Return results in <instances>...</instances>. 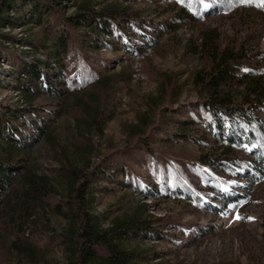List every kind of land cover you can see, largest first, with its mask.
Segmentation results:
<instances>
[{"label": "rangeland", "instance_id": "rangeland-1", "mask_svg": "<svg viewBox=\"0 0 264 264\" xmlns=\"http://www.w3.org/2000/svg\"><path fill=\"white\" fill-rule=\"evenodd\" d=\"M261 4L60 0L55 8L53 0H26L10 9L0 23V157L13 161L12 182L0 178V264H75L64 242L49 236L80 239L83 208L105 227L134 216L145 221L129 225L151 224L152 233L140 228L122 238L139 264H264V152L257 160V143L245 144L252 155L237 151L240 160L225 161L227 149L204 119L208 88L195 81L212 68V44L242 46L233 100L242 104L244 75L264 76ZM61 34L72 88L48 91L42 75L43 86L34 80L24 90L27 62L46 71L51 61L60 81ZM248 104L264 115V102ZM7 119L22 131L17 143L3 134ZM85 173L87 200L79 204ZM29 244L36 254L16 248Z\"/></svg>", "mask_w": 264, "mask_h": 264}, {"label": "trees", "instance_id": "trees-1", "mask_svg": "<svg viewBox=\"0 0 264 264\" xmlns=\"http://www.w3.org/2000/svg\"><path fill=\"white\" fill-rule=\"evenodd\" d=\"M24 1L26 0H0V23L4 24L5 22H9L10 9L14 10L13 8L19 6ZM30 1L32 4H39L47 0ZM57 2L59 3L60 0H53V7L57 8ZM2 10L4 11L3 13L1 12ZM112 13L114 12H109V15H115ZM104 21L105 20H103V23ZM114 24L118 27L124 26L122 21L116 20ZM102 26L112 32V29L108 28L106 23ZM102 26L97 23L98 30H102ZM217 37L218 35L214 38ZM59 43L62 49L55 54L58 61L56 63L57 65H54V68L59 69L58 72L61 75L60 81L53 78L54 71L52 64H50L51 61H45V64L48 66L46 71L42 69V64L39 61L30 63L31 66L28 65L27 62L23 68L24 73L27 74L26 79L29 80V83H26L27 85L22 84L24 90L31 91L32 87L34 89L35 87L32 85V81L34 80L37 81L36 84L39 82L40 85L43 86L42 75H44L49 83L48 86L50 87L47 88L48 91H51V89H54L56 86L55 90L58 91L59 94H65L72 88V86L66 84L65 80L67 75L63 72L64 65L62 57L67 47V39L64 34L59 36ZM205 46L206 43L202 45L203 48H205ZM208 54L212 59V68L205 73H203L204 71H199L195 77L196 83H201L208 88V97L201 102L206 126L210 133L216 137V141L225 145L227 149L225 154L226 157H228V160L225 161L240 160L237 158L236 152H247L245 144L253 143H257V148L254 151L256 152V158L258 160V156L261 157V153L264 152V115L256 113V111L252 110L250 104H248V106L246 104L249 102L253 104L254 101H256V104H262V102H264V76L261 75V77H257L250 72L244 75V78L248 79L245 90L243 91L245 92V97L244 100L241 101L242 104L238 105L233 101L234 80L237 76L236 70L242 67L243 59L247 56V50L242 46H240L239 49L230 47L220 48L219 44L214 43L209 47ZM55 72H57V70ZM83 81L79 83L76 82L75 88L80 90V88L84 87L87 81ZM47 121H49V118H43L38 121V132L41 134L47 131ZM17 131L20 132L21 130L16 124L10 123L7 119L6 125L3 126V134L9 136L11 140L17 143L19 141L18 137L15 135ZM247 153L252 155L251 152ZM261 160L264 162L263 157H261ZM12 163V160H4L0 157V178L8 183L12 182L10 175L11 168H13L11 166ZM210 165L214 166V164ZM76 187L77 192L75 194H78L79 204H83L85 200H87L88 174L86 175L85 173L81 177ZM185 187L190 190L187 185H185ZM230 198L232 197L228 199ZM58 208L60 209L63 207L59 206ZM80 218V239L70 241L71 238L75 237L55 232L49 236L50 238L64 242L66 248L69 250L70 259L75 264H139L135 259L136 256L134 255V251L123 245L122 238L127 234L126 232H132L140 228L149 233L154 231L151 224H147L145 227L142 225L139 226L138 224L144 222L145 219L137 216L127 220L114 221L112 225L106 227L101 225L97 221V215L91 213L87 208H83ZM130 221H134L138 224L129 225ZM158 234H162V231H158ZM16 248L21 252L33 255L36 254V250L39 247L29 244L28 247L24 248L20 247V245H16Z\"/></svg>", "mask_w": 264, "mask_h": 264}, {"label": "snow or ice", "instance_id": "snow-or-ice-1", "mask_svg": "<svg viewBox=\"0 0 264 264\" xmlns=\"http://www.w3.org/2000/svg\"><path fill=\"white\" fill-rule=\"evenodd\" d=\"M260 6L264 7V4H261ZM237 218H239V217H237Z\"/></svg>", "mask_w": 264, "mask_h": 264}]
</instances>
